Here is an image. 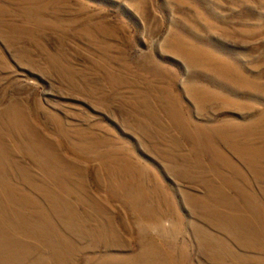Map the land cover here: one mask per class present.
Returning <instances> with one entry per match:
<instances>
[{"label":"rangeland","instance_id":"374dc122","mask_svg":"<svg viewBox=\"0 0 264 264\" xmlns=\"http://www.w3.org/2000/svg\"><path fill=\"white\" fill-rule=\"evenodd\" d=\"M0 264H264V0H0Z\"/></svg>","mask_w":264,"mask_h":264}]
</instances>
